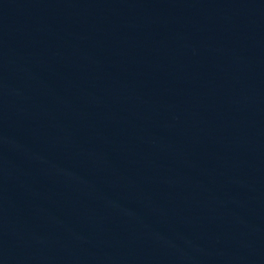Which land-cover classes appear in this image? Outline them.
I'll return each mask as SVG.
<instances>
[{"label":"water","instance_id":"95a60500","mask_svg":"<svg viewBox=\"0 0 264 264\" xmlns=\"http://www.w3.org/2000/svg\"><path fill=\"white\" fill-rule=\"evenodd\" d=\"M0 264H264V0H0Z\"/></svg>","mask_w":264,"mask_h":264}]
</instances>
